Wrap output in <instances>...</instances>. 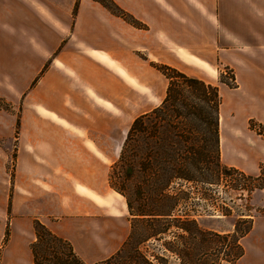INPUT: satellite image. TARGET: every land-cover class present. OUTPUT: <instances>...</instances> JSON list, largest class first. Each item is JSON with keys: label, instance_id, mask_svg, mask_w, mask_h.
<instances>
[{"label": "crops", "instance_id": "obj_1", "mask_svg": "<svg viewBox=\"0 0 264 264\" xmlns=\"http://www.w3.org/2000/svg\"><path fill=\"white\" fill-rule=\"evenodd\" d=\"M113 1L142 26L95 0H76L68 25L41 0H13L31 10L35 26L27 42L35 76L42 74L26 94L14 175L11 151L0 146V264H34L37 220L70 242L85 264L123 246L132 215L109 172L135 118L165 97L169 82L155 64L210 83L205 76L217 79L219 66L229 67L239 87L264 100V0ZM245 114L244 123L264 122V111ZM242 133L234 140L255 161L240 151L225 160L259 174L264 142ZM263 229L256 216L249 234ZM243 247L240 260L249 253ZM255 254L251 264H264V247L255 246Z\"/></svg>", "mask_w": 264, "mask_h": 264}, {"label": "trees", "instance_id": "obj_2", "mask_svg": "<svg viewBox=\"0 0 264 264\" xmlns=\"http://www.w3.org/2000/svg\"><path fill=\"white\" fill-rule=\"evenodd\" d=\"M111 12L124 17L131 23L142 26L113 0H95ZM75 5V11L77 8ZM75 13V12H74ZM168 79V87L161 104L133 121L124 141L121 159L126 163V179L136 176L137 167L145 173L139 177L136 193L138 210L124 187L113 181L112 188L127 200L131 220V233L123 246L109 258L94 264H167L163 254L149 253L146 244L149 240L162 241L172 227L177 231V241H165L163 250L177 256L179 264H238L245 254L241 243L253 228L254 215L247 205L237 214L232 231H217L204 228L196 216L201 214H178L176 208L181 202L170 193L175 180L201 183L205 186L217 185L221 181L238 182L235 188L247 193L251 198L254 191H264V164L259 165V174H247L237 168L225 165L220 150V111L222 97L219 87L198 77L187 75L179 69L166 64H155ZM224 71L219 79L230 88H236L235 74L231 80H224ZM147 121V123H146ZM257 124L262 129H256ZM250 129L264 137V124L251 120ZM145 136L150 142L146 147V158L141 157L139 139ZM116 165L112 166L113 170ZM141 180V181H140ZM144 182V184H143ZM205 199L212 202L211 188H205ZM176 199V200H175ZM214 203V202H213ZM222 206L219 210L224 217L231 216V209ZM36 240L32 243L34 264H45L43 235L64 242L70 249L72 260L56 257L55 264H85L74 252L67 240L55 235L40 221H35ZM8 235V234H7ZM46 251V250H44ZM51 256L52 255H47ZM50 259V258H48ZM47 260V259H45Z\"/></svg>", "mask_w": 264, "mask_h": 264}, {"label": "rangeland", "instance_id": "obj_3", "mask_svg": "<svg viewBox=\"0 0 264 264\" xmlns=\"http://www.w3.org/2000/svg\"><path fill=\"white\" fill-rule=\"evenodd\" d=\"M41 1L47 5V8L55 18L65 22L66 25L72 22L76 0ZM12 3L13 0H0V134L3 137V139L0 140V146L4 148L6 147L11 151L9 168L12 169V175H14L16 147L20 144V137L23 132L21 118L26 106V94L32 86L30 82L33 80V83L35 84L42 72L35 76V68L37 67L34 65L35 62H32V49L29 48L32 42H27L28 39L31 41L32 36L28 34H32L35 26L32 21L31 10L29 9V12L24 4L16 7V5ZM219 69L224 71L225 75H223V77L224 80L227 81L231 80V77L235 74L234 70L229 67L219 66ZM205 78L219 87L220 95L222 97L223 105L221 104L222 112L220 111V114H222L223 118H221L220 136L222 137V149L224 150L222 155L225 153L223 155L224 159L221 157L222 162L226 165L232 166L227 160L234 157L237 151L244 153L249 159L255 161V153L248 151L245 143H236L234 139L241 138L243 134L242 132H245L249 133L252 138L257 139V141L264 142V137L258 134L256 130H251L249 127L251 120L256 123L264 124L263 121L259 120L257 117H250V119H247L246 123H244L246 119L245 110H250V113L253 114L261 113V111L263 112L264 104H257L259 99H261L260 102L262 103H264V100L258 98L257 95H249L250 93L248 90L239 87L237 80L236 82L238 86L236 88H230L222 83L219 77L217 79H212L211 77L205 76ZM241 80L245 84L243 77ZM252 96L255 98H251ZM154 98H157V96ZM155 101L157 102V99H155ZM254 102L255 104L251 105ZM253 107H255L254 110ZM232 112L235 113L234 116ZM242 119H244V121H242ZM256 129H262V126L257 124ZM148 142H150V140L145 136H141L139 139V145L142 147L140 155L143 158L147 157L146 147ZM122 148L117 160L113 163V165H116L115 168L111 170L112 165L110 171H113L114 183L120 187H124L126 192L130 195L135 207V213L139 207V200L137 193L135 192L136 185L139 181V177L145 173V169L143 167H137L135 172L136 176L127 180V164L120 160L123 150ZM240 169L248 174L255 175L258 173V171L251 172L244 170L243 168ZM241 181L243 180L238 182H231L230 180L226 182L223 180L217 185L205 186L201 183L175 180L169 191L170 193L175 194L176 198L178 197L179 199L178 201L181 202L175 212L182 215L201 214L202 217L196 216L201 225L204 228H210L217 231H232L237 214L243 211L247 205L252 208L251 213L254 215V218L257 216L264 219V193H256L253 197L251 196L252 198L247 199L248 196L245 191L238 190L235 188L236 186H233L237 185L239 182L241 183ZM109 184L111 186L110 181ZM206 187L211 188L208 193H211L213 196L211 198L212 202L204 198ZM114 190L117 191L116 189ZM224 205L228 206V209H231V216L224 217L220 214L221 212L219 210ZM176 232L179 231H177L175 227H172L164 240H149L146 244L147 251L153 254H163L167 257V264H179L177 256L165 252L162 247V243L165 241L174 242L179 240ZM255 234L256 233L253 231L246 238L242 239V244L244 246L247 243L249 253L246 257L240 260L238 264H251V261L256 255L255 246L258 247L261 245L264 247V232L259 235ZM253 235L255 236L252 238L251 236ZM43 237L44 244L41 245V252H45L44 257H47L45 258L47 260L44 259L45 264H55V261H53L55 259V253L56 257L58 256L66 259L71 258L70 249L66 243L54 240L46 235H43ZM47 255H52V257ZM69 260L71 261L72 258ZM223 264L229 263L223 262Z\"/></svg>", "mask_w": 264, "mask_h": 264}, {"label": "bare ground", "instance_id": "obj_4", "mask_svg": "<svg viewBox=\"0 0 264 264\" xmlns=\"http://www.w3.org/2000/svg\"><path fill=\"white\" fill-rule=\"evenodd\" d=\"M220 138H221V150H222V153H223V149H222V146H223V141H222V137L220 136Z\"/></svg>", "mask_w": 264, "mask_h": 264}]
</instances>
